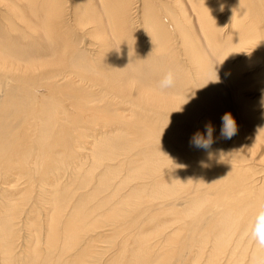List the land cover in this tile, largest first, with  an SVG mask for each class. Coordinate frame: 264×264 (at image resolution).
<instances>
[{"label":"bare ground","instance_id":"obj_1","mask_svg":"<svg viewBox=\"0 0 264 264\" xmlns=\"http://www.w3.org/2000/svg\"><path fill=\"white\" fill-rule=\"evenodd\" d=\"M263 99L264 0H0V264L264 259Z\"/></svg>","mask_w":264,"mask_h":264},{"label":"clouds","instance_id":"obj_2","mask_svg":"<svg viewBox=\"0 0 264 264\" xmlns=\"http://www.w3.org/2000/svg\"><path fill=\"white\" fill-rule=\"evenodd\" d=\"M217 80V79H216ZM175 84L174 73L169 72L159 83L161 89L172 88ZM220 135L224 139H231L237 133V125L231 113H224L222 118ZM206 136L195 133L192 137L191 144L197 148L207 150L213 143L212 133L214 129L210 124L205 125ZM251 238L256 242L260 249H264V203H261L252 220L250 227ZM256 264H264V259L257 258Z\"/></svg>","mask_w":264,"mask_h":264},{"label":"rangeland","instance_id":"obj_3","mask_svg":"<svg viewBox=\"0 0 264 264\" xmlns=\"http://www.w3.org/2000/svg\"><path fill=\"white\" fill-rule=\"evenodd\" d=\"M85 40H93L91 37H87V38H85ZM251 55V54H250ZM264 100V99H263ZM264 120V118H261L260 119V121H263ZM257 169H262V172H264V164H261V163H258V164H256V168H255V170H257ZM262 176H264V173H262ZM261 180L262 181H264V177L263 178H261ZM107 227V226H102V228L100 229V227L99 228H97V230L96 231H100V230H103V229H105V228ZM97 243H98V245L100 246V247H102L103 248V250H105L104 252H105V254H107L110 250H109V247H108V243H107V241H106V238H103V239H100V240H98L97 241Z\"/></svg>","mask_w":264,"mask_h":264}]
</instances>
